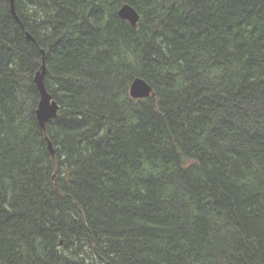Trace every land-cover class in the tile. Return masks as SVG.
<instances>
[{
    "label": "trees",
    "instance_id": "1",
    "mask_svg": "<svg viewBox=\"0 0 264 264\" xmlns=\"http://www.w3.org/2000/svg\"><path fill=\"white\" fill-rule=\"evenodd\" d=\"M13 3L0 264H264V0ZM136 78L154 96L131 98Z\"/></svg>",
    "mask_w": 264,
    "mask_h": 264
},
{
    "label": "water",
    "instance_id": "2",
    "mask_svg": "<svg viewBox=\"0 0 264 264\" xmlns=\"http://www.w3.org/2000/svg\"><path fill=\"white\" fill-rule=\"evenodd\" d=\"M12 7H14L13 0ZM14 11V10H13ZM119 16L128 21L133 27H137L140 20L139 13L130 5H123L119 10ZM28 39L34 41L33 37L28 34ZM45 64L43 65L42 72L38 73L35 79L36 85L40 92V102L37 109V119L40 126L45 129L47 124L55 119L58 115V104L52 99V96L47 91L44 84ZM130 96L133 99H145L154 96L153 87L143 78H136L130 87ZM51 154H55L52 144L49 143Z\"/></svg>",
    "mask_w": 264,
    "mask_h": 264
},
{
    "label": "flooded vegetation",
    "instance_id": "3",
    "mask_svg": "<svg viewBox=\"0 0 264 264\" xmlns=\"http://www.w3.org/2000/svg\"><path fill=\"white\" fill-rule=\"evenodd\" d=\"M44 56H45V53H44Z\"/></svg>",
    "mask_w": 264,
    "mask_h": 264
},
{
    "label": "bare ground",
    "instance_id": "4",
    "mask_svg": "<svg viewBox=\"0 0 264 264\" xmlns=\"http://www.w3.org/2000/svg\"><path fill=\"white\" fill-rule=\"evenodd\" d=\"M130 93V92H129Z\"/></svg>",
    "mask_w": 264,
    "mask_h": 264
},
{
    "label": "rangeland",
    "instance_id": "5",
    "mask_svg": "<svg viewBox=\"0 0 264 264\" xmlns=\"http://www.w3.org/2000/svg\"><path fill=\"white\" fill-rule=\"evenodd\" d=\"M151 97V96H150Z\"/></svg>",
    "mask_w": 264,
    "mask_h": 264
}]
</instances>
